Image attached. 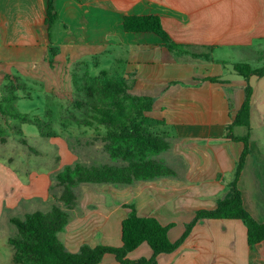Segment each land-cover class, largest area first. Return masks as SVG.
<instances>
[{
  "label": "crops",
  "instance_id": "obj_1",
  "mask_svg": "<svg viewBox=\"0 0 264 264\" xmlns=\"http://www.w3.org/2000/svg\"><path fill=\"white\" fill-rule=\"evenodd\" d=\"M47 3L0 0V54L48 48L55 52L54 58L61 48L67 57L83 49L105 54L112 42L117 48L115 66L112 72L103 70L124 78L132 95L153 100L147 115L163 120L171 135L170 148L154 158L174 172L128 186L74 187L77 203L67 210L69 220L58 239L71 253L84 245L119 247L121 222L129 212L124 205L133 204L138 216L171 226L168 238L175 242L196 211L214 209L229 193L244 150L242 142L225 135L246 85L233 65L260 68L253 64L264 61V0H54L57 18L51 26L46 24ZM129 15L158 16L169 38L184 52L169 51L153 33L126 32L122 22ZM110 34L116 40L110 41ZM97 55H92L95 67ZM80 65L87 69L89 62ZM247 81L252 88L249 127H233L231 134L248 137V154L236 186L243 208L264 224V77ZM65 155L70 163L76 161L70 151ZM10 157L1 155L0 161V264H11L13 256L8 238L16 231L8 208L17 207L24 216L31 212L26 202L39 197L30 192L31 181L21 183L20 189L15 186L16 176L3 165L11 163ZM53 203L54 199L49 208ZM151 255V248L142 243L127 258L135 261ZM98 264L121 263L105 254ZM156 264H264V242L250 247L239 220H202L175 251L158 255Z\"/></svg>",
  "mask_w": 264,
  "mask_h": 264
},
{
  "label": "trees",
  "instance_id": "obj_2",
  "mask_svg": "<svg viewBox=\"0 0 264 264\" xmlns=\"http://www.w3.org/2000/svg\"><path fill=\"white\" fill-rule=\"evenodd\" d=\"M54 0H48L46 9V24L53 25L56 21ZM123 28L129 33L148 32L160 37L164 46L174 54L184 52L182 46L174 43L164 30L161 20L156 15H129L123 18ZM50 53L55 52L50 48ZM194 58H206L207 55L191 54ZM233 70L246 81L243 102L225 127L226 138L240 141L244 150L236 162L234 179L230 184L228 195L219 200L214 209L198 210L194 219L185 226L184 233L175 242L168 238L171 226H164L154 217H140L133 204H125L129 209L127 216L121 222V246L111 247L99 245L96 247L82 246L76 253L68 252L58 234L69 220L67 210L77 203V195L73 188L84 185H119L128 186L137 181H150L160 177L174 176L171 168L154 157L170 148L171 135L166 131L167 124L163 120L147 115L151 110L153 100L148 97L136 96L130 93L126 80L118 76H110L101 70L96 76H86L83 84L78 86L85 95V101L76 100L75 108H87L86 112L93 121L85 122V126L93 123L103 128L101 141L103 150L112 162L119 165L86 166L75 162L73 166L66 165L55 173L53 178L59 195H54V203L47 212H32L22 218L13 217L10 222L16 228V233L8 238V244L13 249L11 264H98L105 254L114 255L121 264H156L160 254L175 251L190 233L192 227L202 220H239L246 227V241L250 247L264 242V224L254 220L242 206L240 192L236 180L242 169L245 156L248 154V137L232 136L233 127H249L250 100L252 88L248 83L250 77H264V67L252 68L247 63L233 65ZM9 83L0 101V114L11 120L36 125L39 136L55 137L48 130V124L38 117L30 118L20 114L15 109L18 100L16 92L25 90L26 84L20 83L17 76L6 75ZM217 82L216 79H210ZM76 84V82H75ZM85 109V111L87 110ZM50 114V113H49ZM47 114V117H49ZM0 129V142L6 141ZM20 142L25 144L21 129H16ZM146 243L152 250L149 259L141 258L131 261L127 255Z\"/></svg>",
  "mask_w": 264,
  "mask_h": 264
},
{
  "label": "rangeland",
  "instance_id": "obj_3",
  "mask_svg": "<svg viewBox=\"0 0 264 264\" xmlns=\"http://www.w3.org/2000/svg\"><path fill=\"white\" fill-rule=\"evenodd\" d=\"M0 34H2L1 27ZM109 40H116V35L110 34ZM61 49L60 54L55 58L49 48L20 53L2 51L0 54V101L6 90L5 86L9 83L5 76H18L19 82L26 84V88L16 92L18 96L15 103L16 111L27 114L30 118L42 119L49 125L48 130L55 135L50 138L40 137L36 125L14 121L0 114V129L4 131L2 135L6 139L4 143L0 142V161H2L1 155L10 154L11 163L6 162L3 165L16 176L19 185L15 186L18 189L26 180L32 182L29 187L30 192L37 193L39 197L29 201L25 198L28 204L27 211H31L30 213L49 211L53 196L59 195L61 190L55 186L53 175L66 165L73 166L75 162L86 166L119 165L112 162L103 150L101 141L103 128L98 127L97 130L94 123L92 126H85L87 122L85 120L93 121L86 113L89 110L87 108L78 110L74 103L76 100L85 101L84 93L77 88L78 86L80 88L86 76L97 75L103 69L112 72L115 66L113 55L116 53V46L110 42L109 52L105 54L83 49L69 57L66 56L65 49ZM96 53H98V67L93 65L92 60V55ZM82 61L89 62L87 69L80 65ZM253 66L264 67V61ZM18 127L21 129L25 144L20 142V137L16 134ZM66 150L76 157V161L69 162L65 155ZM86 186L89 185L81 184L76 188ZM43 187L45 191L41 193ZM16 208H8V213L13 217L22 218V212ZM2 230L7 231L6 227Z\"/></svg>",
  "mask_w": 264,
  "mask_h": 264
}]
</instances>
